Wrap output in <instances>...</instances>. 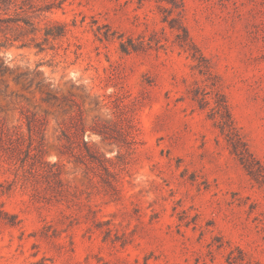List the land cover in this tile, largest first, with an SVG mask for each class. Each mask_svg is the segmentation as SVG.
<instances>
[{
    "label": "rangeland",
    "instance_id": "obj_1",
    "mask_svg": "<svg viewBox=\"0 0 264 264\" xmlns=\"http://www.w3.org/2000/svg\"><path fill=\"white\" fill-rule=\"evenodd\" d=\"M176 1L0 4V264H264V0Z\"/></svg>",
    "mask_w": 264,
    "mask_h": 264
},
{
    "label": "trees",
    "instance_id": "obj_2",
    "mask_svg": "<svg viewBox=\"0 0 264 264\" xmlns=\"http://www.w3.org/2000/svg\"><path fill=\"white\" fill-rule=\"evenodd\" d=\"M5 1H9V3L13 2V0H0V4L4 3ZM183 4L180 0L173 2L171 9L169 11L170 14L174 13V17L171 18L170 20H168V16H166L163 21L167 22L169 27L173 30H175L176 32V42L179 45V47L183 48V49H187L190 50L194 53H198L199 50L197 48V46L194 44V42L190 39L189 35H188V31L186 29V27L182 24V17H183ZM13 23L16 26H18L19 28H23L22 26H20V24H23V26L27 27L29 29V31H26L28 33H34L35 29H34V24L31 20L30 16H24V17H19L15 20H0V23ZM8 24L5 25V28H1V24H0V31H6L8 30ZM56 31L53 32L52 29L48 28L45 31L44 34V38L45 40H43L42 42H37L34 38L29 40L30 43H23L21 45V47H29L30 45H33L35 48L38 49L39 52H42L43 49V45L45 43H48L49 40L48 38H58L64 35V28L61 25H58L55 27ZM3 41L0 45V47H2L3 45L9 44V42H12L14 40H10L6 35V33H3ZM131 45V46H128ZM4 47V46H3ZM132 50H134L135 48L132 46V44H125V43H120V49L123 53H128L130 48ZM194 57V56H193ZM8 71L7 66L1 62L0 63V73L3 74L5 72ZM39 72H35L34 76H31V74H26V73H20L14 76V80L19 81V80H25L26 84L28 86H35V88H42V87H46L47 85L45 84L44 80L39 79ZM218 97V100L216 102V107L214 108V113L216 115H218L219 117V129L221 131L222 134L225 135L227 142L229 143V145L231 146V151L233 154L237 155L239 160L241 161L242 164H244V166L246 167L247 170H249V173H252L250 171V167L251 164L254 161V158L251 156V154H249L248 149L246 148L245 144L242 142V140L240 139V137L237 134L235 125H234V121L232 119L231 113L228 109V106L224 100V97L222 94L217 93L216 94ZM195 99V96L194 98ZM199 103H202L201 100H199ZM200 107H202L201 104H199ZM238 147L242 148L241 150H238ZM255 164L258 165V163L255 162ZM260 168V166H259ZM261 169V168H260Z\"/></svg>",
    "mask_w": 264,
    "mask_h": 264
}]
</instances>
